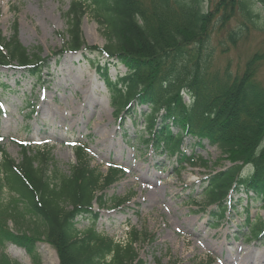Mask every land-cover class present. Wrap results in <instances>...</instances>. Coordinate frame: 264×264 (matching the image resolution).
Here are the masks:
<instances>
[{
  "label": "trees",
  "instance_id": "trees-1",
  "mask_svg": "<svg viewBox=\"0 0 264 264\" xmlns=\"http://www.w3.org/2000/svg\"><path fill=\"white\" fill-rule=\"evenodd\" d=\"M86 16L97 23L106 42L102 48L87 46L81 30ZM237 17L239 30L227 33L232 47L252 31L264 32V0H72L66 13L68 40L59 54L88 52L127 69L114 81L104 69L101 80L120 121H134L137 111L147 108L141 115L144 127L136 131L147 135L137 140L146 148L162 151L182 168L195 166L204 159L183 151L185 139L191 138L196 147L207 143L231 159L230 167L203 181V211L215 208L211 214L217 222L241 192L252 194L248 206L259 204L264 210V85L258 80L264 56L252 57L242 74L211 69L214 36ZM1 68L22 69L39 79L48 70L38 49L20 43L17 25L9 39L0 32ZM0 156V191L14 196L0 215L43 233L60 264H145L133 239L123 245L96 229L107 204L103 192L122 179L123 171L99 173L83 149L76 152L77 165L69 175L50 170V153L23 148L17 164L0 144ZM81 220L91 224L86 231L77 228ZM238 234L264 242V222L247 213ZM0 238L34 249V241L24 235L4 231Z\"/></svg>",
  "mask_w": 264,
  "mask_h": 264
},
{
  "label": "rangeland",
  "instance_id": "rangeland-1",
  "mask_svg": "<svg viewBox=\"0 0 264 264\" xmlns=\"http://www.w3.org/2000/svg\"><path fill=\"white\" fill-rule=\"evenodd\" d=\"M71 2L0 0L2 37L9 39L17 25L20 43L30 51L38 49L48 66L41 79L0 69V88H4L0 90V144L6 155L19 164L23 148L50 153L54 162L50 170L69 175L77 165L76 152L84 149L91 168L99 173L122 169V180L103 192L106 210L101 212L96 229L123 245L133 239V247L145 264H261L252 256L243 260L240 253L251 250L253 256L264 255V242H249L242 235L235 240L238 228L246 226L247 213L253 221L264 222L260 205L248 206L252 194L235 195L227 215L218 222L211 214L215 208L203 211V181L230 167L231 159L208 144L196 147V140L191 138L185 139L183 151L204 159L193 167L182 168L162 151L146 148L137 140L143 142L147 135L136 131L144 127L141 115L147 108H140L134 121H119L101 80L104 69L113 81L124 76L127 69L95 54L68 53L60 59L56 57L68 40L66 13ZM240 21L238 17L232 19L227 28L214 36L212 72L223 74L228 69L242 74L252 57L264 56L261 31L250 32L236 47L230 45L227 33L238 31ZM82 32L88 47L105 45L91 16L84 18ZM258 80L264 85V61ZM185 100L188 102L189 97ZM1 179L5 184L6 177ZM13 198L9 190L0 191V210ZM21 201L25 207L27 201ZM17 225L13 218L0 215V232L24 235L34 241V249L0 238V264H60L58 252L43 233L40 236L37 231ZM90 225L81 220L77 228L86 231Z\"/></svg>",
  "mask_w": 264,
  "mask_h": 264
},
{
  "label": "bare ground",
  "instance_id": "bare-ground-1",
  "mask_svg": "<svg viewBox=\"0 0 264 264\" xmlns=\"http://www.w3.org/2000/svg\"><path fill=\"white\" fill-rule=\"evenodd\" d=\"M85 37H86L87 42L90 43V40H89V38L87 37V35H85ZM74 114H76V112L73 113V115H74ZM62 124L65 125V124H66V121H62ZM240 256H242L243 260H247V259H249L247 256H252L254 259H256L257 261H259L261 264L264 263V255L261 254V255H259V256H253V252H252L251 250H247V251H244V252L240 253ZM246 257H247V258H246Z\"/></svg>",
  "mask_w": 264,
  "mask_h": 264
}]
</instances>
